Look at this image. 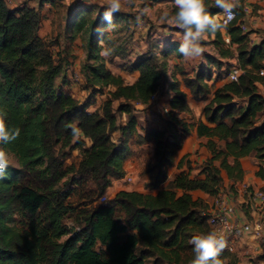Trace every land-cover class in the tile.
<instances>
[{"label":"trees","instance_id":"obj_1","mask_svg":"<svg viewBox=\"0 0 264 264\" xmlns=\"http://www.w3.org/2000/svg\"><path fill=\"white\" fill-rule=\"evenodd\" d=\"M44 3L53 7L56 0H40ZM205 4L214 17L221 12L214 0ZM105 9L79 2L67 8L58 51L64 60L72 57L75 41L80 40L82 89L90 97L112 89L101 107L89 112V105L67 90L71 78L63 72V59L55 61L49 41L38 36L40 12L27 6L11 9L0 0V111L7 113L10 130H20L15 141L0 144L17 162L0 179V264H147L149 259L152 264H188L195 257L191 238L211 232L205 215L208 205L191 193L214 197L222 188V173L231 182L230 193H235L234 184L244 176L240 161L247 157L257 161L256 176L264 177V97L256 86L264 83L257 75L264 68V40L250 44L249 34L240 29L243 11L236 9V19L226 30L207 35L216 56L226 61L222 70L209 57L212 66L228 73L227 61L236 55L242 71L237 82L214 89L207 83L210 73L203 72L183 80L194 98L206 100L211 94L202 109L206 123L196 127L198 136L206 138L210 157L194 168L196 175L191 176L193 169L188 167L160 187L189 135L190 125L179 119L188 112L186 95L179 82L172 81L163 129L148 130L144 136L137 134L135 105L147 106L150 97L158 95L169 56L179 55L178 45L171 42L160 48L157 41L147 42L146 52L127 68L138 72V78L125 84L107 65L125 55L118 25H127L129 16L115 12L108 24ZM175 11L173 6V17ZM105 49H111V55H102ZM121 116L125 122L118 124ZM74 127L81 130L79 139L73 137ZM112 134H118L116 142ZM136 134L154 146L153 162L143 172L146 192L119 191L92 206L94 197H102L112 181L124 177L127 142ZM66 150L78 151L77 166L63 168ZM71 193L86 200L84 208L68 201ZM70 216L73 226L68 228L64 219ZM219 259L221 264H237L226 251Z\"/></svg>","mask_w":264,"mask_h":264},{"label":"rangeland","instance_id":"obj_2","mask_svg":"<svg viewBox=\"0 0 264 264\" xmlns=\"http://www.w3.org/2000/svg\"><path fill=\"white\" fill-rule=\"evenodd\" d=\"M99 4H91L92 6H98V7H107L108 0H98ZM89 5V6H91ZM174 5L173 0H162L159 2H152L149 0H132L131 4H124L122 0V7L120 11L123 14H126L129 16V21L127 25L124 23H119V32L121 36V40L123 43V47L125 49V55L123 58H113L112 61L107 65V67L110 69L112 74L116 75L118 72H122L125 76L124 83L125 84H133L136 81V76L138 75V72H128L127 68L130 65L131 62H134L137 57L144 54L147 50V42L151 41H157L162 46L160 48H163V45L170 44L171 42H174L173 44L179 45L181 43V39L183 36V31L175 26L173 23V15H172V7ZM55 13H54V19L52 20L55 34H52L51 37L47 38L46 41H49L50 45V52L54 58L55 61H58L59 59H63L62 53H59L61 49H56V46L59 45L60 42H62L61 33L63 30V24L65 20L66 15V7L63 5H60L57 0L55 5L53 6ZM165 13L168 15L165 16ZM139 17V20L137 19ZM180 39V40H179ZM209 38L206 37L202 40V45L204 47V52L201 58L194 59V60H187L185 59L180 53L179 55L171 54L169 56V59L167 61V69L164 73H162V78L160 81V94L164 95V97L169 96L172 94V92H169V86L172 84V81H170L171 77L175 75L174 68H178V65L175 67V62H179L180 70H186L185 72L179 71L178 76L183 81L184 78H194L195 74L197 72H203L204 74L210 73L211 79L208 80V85L213 86L214 89L217 87H220L226 83H229V79L227 76V73L225 71H222L223 68L226 66L225 60H220L213 49V46L209 43ZM72 57L75 59H79V63L81 64L84 59V54L82 57V49L80 45H75L72 48ZM71 56L63 59V72L69 71V75L71 77L73 72H78V70L73 69V63L70 61L72 58ZM212 58L219 62L222 66V70L218 69L216 66H212L207 58ZM117 76V75H116ZM67 83L69 82L66 79ZM70 84L78 86L79 90H82V84L81 83H75L71 80ZM69 92H71L80 102H85L88 105H91L92 108L99 109L103 102L107 98L108 91H111V88L103 89L102 94H97L95 97H90L89 93L86 92L85 94L79 93V92H73L71 89H67ZM213 91V89H212ZM207 97H211V94L209 93ZM196 99V98H195ZM205 97L200 96L196 101L204 100ZM113 102L112 108L113 110L116 109L118 103ZM164 109V108H163ZM93 110V109H92ZM144 112L140 109L135 108L134 116L138 120V127L142 129V131H147L149 125L151 123L149 120L145 118ZM160 116V115H159ZM125 122V117L121 116L118 117V124H123ZM138 127H137V134H138ZM137 134L132 137L127 143L129 146V157L130 160V168L132 170H135V179L130 183L128 182V179L123 180L119 183L117 186V190L119 189H125V190H135V182L140 181L143 177L146 180L147 176L143 174V172L152 164V158L151 153L152 150L149 145H146V142H142L141 138L137 136ZM145 134V133H144ZM114 142L116 140L114 139V134L111 135ZM9 155V154H8ZM142 157V161L138 162L139 160L137 157ZM10 159V165L13 167H17V162L14 159L12 155H9ZM80 156L78 154L77 150H66L65 151V157L63 158V168H67L70 165L77 166L79 162ZM67 178H70V175H68ZM124 179V178H123ZM140 184V183H139ZM70 188L72 189L73 186L70 185ZM89 188H92L90 185ZM132 192V191H131ZM149 192V191H148ZM147 192V193H148ZM230 193L229 189H223V193ZM114 191H108L105 192L104 195L107 199L112 198V194ZM149 193H155V192H149ZM90 200V199H89ZM89 200L87 202H89ZM92 200V199H91ZM68 201L72 202L74 206H76L78 209L84 208L83 205L85 204L86 200H83L79 197V194L71 193V197L68 199ZM99 197H94V201H92V206L99 205L98 202ZM235 205V204H234ZM243 204H237V208H239L241 211H245ZM64 224L71 228L73 226L72 223V216L67 217L64 219ZM237 258V264H258L257 260L262 259L263 256L259 253H244L237 250H234L233 253H231ZM153 260L149 259L147 264H152ZM188 264H192V262H189Z\"/></svg>","mask_w":264,"mask_h":264},{"label":"crops","instance_id":"obj_3","mask_svg":"<svg viewBox=\"0 0 264 264\" xmlns=\"http://www.w3.org/2000/svg\"><path fill=\"white\" fill-rule=\"evenodd\" d=\"M10 3L9 8H20L21 6H27L29 8H32L34 10H38L41 15V21L38 28V36L46 40L47 38L51 37L52 34H55L54 26L52 20L54 19V8L49 3H44L43 5H40V0H7ZM98 0H57V2L60 5H64L67 8L71 7L75 3L79 2L85 5H91V4H99L97 2ZM101 5V4H99ZM237 9H240L244 13V17L242 18L243 24L246 28L245 33H248V37L250 40L251 45H257L262 40H264V0H239V7ZM64 25V22H62ZM180 40V39H179ZM182 42V39L180 40ZM75 45H80V40L75 41ZM74 45V46H75ZM179 47V45H178ZM56 49H62V42L59 43V45L56 46ZM232 50L235 55V46L232 47ZM82 57H83V51ZM73 55V54H72ZM70 61L73 63V69L78 70L80 68L79 59H75L72 57ZM236 61V55L233 59H230L227 61V63L235 64ZM179 62H175V67L178 65V68H174L175 75H173L170 79V81H177L180 84V91H182L186 95V103L188 106V112L181 113L179 115V119L186 122L188 125H190V131L189 135L186 137L184 142L182 143L181 148L176 152L175 158H174V165L171 167H167V180L164 184H162L160 187H163L167 185L175 175L181 173V172H187L188 167L192 168L191 176H194L197 174V171L194 169L197 166L201 165L203 162L206 161L210 157V154L206 147L204 146V143L206 141L205 137H199L197 134L196 127L199 122L206 123L205 118L202 114L203 107L208 103L211 97H207L206 100H200L196 101L194 96L190 93V90L185 86L184 82L179 78L178 73L179 71L185 72L186 70H180ZM69 75V71L67 73ZM117 76H120L123 80L125 76L122 72H118L116 74ZM138 78V75L136 76V79ZM126 79V78H125ZM259 93L264 97V83H257L256 84ZM78 86L70 84L67 86V89H71L73 92L77 91L79 93L85 94V90H79L77 88ZM71 93V92H70ZM72 94V93H71ZM73 95V94H72ZM74 96V95H73ZM171 96V94L169 95ZM160 94L158 92L157 98L154 102L149 103L147 106H141V105H135L136 109L142 110L145 114V118L149 120L151 125H149L148 130L157 129L162 130L164 127V122L167 119V114L164 113L165 107H167L166 99L169 97ZM74 98H76L74 96ZM78 100V98H76ZM79 101V100H78ZM93 109V110H92ZM95 109L92 108L91 105L88 107V111L92 112ZM160 115V116H159ZM139 123V122H138ZM147 130V131H148ZM145 131H142L138 127V134L141 136H144ZM115 140L118 138V134H114ZM146 145H149L152 153L151 158L153 162V143L151 141L146 142ZM137 159L138 162L142 161V157L138 156ZM183 161L181 167L178 166L179 162ZM244 176L242 181L236 182L234 184L235 193H230V199L232 204L235 206V219L238 222H250L251 224L258 223L260 225V231L259 236H264V207L261 206V204L254 199L253 196L246 193V189L248 188L250 191H258V190H264V177H258L256 176V172L258 171V164L257 161L254 159V157H247L243 158L240 161ZM124 179L114 180L112 181L110 187L106 190L108 191H114L111 197H113L115 194H117L119 191H136L144 193L146 192L144 190V177L140 181L135 182V190H125V189H119L117 190V186L120 182L123 180L128 179V182H132L133 179H135V170H132L130 168V160L127 159L124 165ZM262 171L264 174V161L262 163ZM223 178V185L220 191H223V189H228L231 185V182L227 179L226 175L222 173ZM140 183V184H139ZM192 197L194 199H201L203 200L208 206L211 205L213 197H210L201 191H193L191 193ZM243 204L244 212L241 211L239 208H237V204ZM260 239L258 236L244 234L242 237H240L236 243H235V250L244 252V253H257L261 254L263 256L262 259L257 260L258 264H264V255L260 251L259 247ZM252 264V263H249Z\"/></svg>","mask_w":264,"mask_h":264},{"label":"clouds","instance_id":"obj_4","mask_svg":"<svg viewBox=\"0 0 264 264\" xmlns=\"http://www.w3.org/2000/svg\"><path fill=\"white\" fill-rule=\"evenodd\" d=\"M124 4H131L132 0H123ZM224 19L221 21L209 14L205 0H174L175 14L173 23L183 31L182 42L179 44V53L187 60L201 58L204 52L202 40L210 33L226 30L230 22L236 17V9L239 0H214ZM122 0H108L107 7L103 13L106 23L111 24L112 15L120 11ZM168 14L165 13V16ZM139 20V17H137ZM102 55H111V49H105ZM7 113L0 111V144L6 145L15 141L20 136V130H10L6 123ZM75 139L81 136V130L72 129ZM10 166L8 153L0 148V179L6 178L7 169ZM195 257L192 264H221L219 257L227 247V241L223 236L217 235L215 231L206 234L195 235L191 238Z\"/></svg>","mask_w":264,"mask_h":264},{"label":"built area","instance_id":"obj_5","mask_svg":"<svg viewBox=\"0 0 264 264\" xmlns=\"http://www.w3.org/2000/svg\"><path fill=\"white\" fill-rule=\"evenodd\" d=\"M4 1L8 6H10V3L7 0ZM216 18L222 21L224 19L222 12H220ZM235 19L232 22H234ZM232 22H230L228 25H230ZM240 29L243 33H245L246 28L244 24L240 25ZM224 41L226 44H228V37H224ZM230 66V70L227 73L228 79L230 82H237L242 71L236 63L231 64ZM257 75L264 77V68L260 69L257 72ZM70 78L75 83H81V77L78 72H73ZM156 98V94L152 95L149 102H154ZM166 100L167 107L164 108L165 114L168 112V102L171 100V96H169ZM246 193L253 196L254 199H256L261 204V206L264 207V190L250 191L247 188ZM106 200V196L103 195L99 198L98 204H102ZM235 212V206L231 202L230 193H223V191H219L213 197L211 205L208 206L205 212V215L207 216V224L210 230L215 231L219 236H223L227 241V247L224 249V251L233 253L235 250L236 241L242 237V235L249 234L258 236L260 239V251L264 255V236H259L260 225L258 223L251 224L250 222H238L235 219Z\"/></svg>","mask_w":264,"mask_h":264}]
</instances>
